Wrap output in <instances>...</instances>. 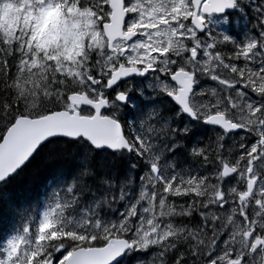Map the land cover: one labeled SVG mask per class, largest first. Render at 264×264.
<instances>
[{
	"label": "snow or ice",
	"instance_id": "6c2138e0",
	"mask_svg": "<svg viewBox=\"0 0 264 264\" xmlns=\"http://www.w3.org/2000/svg\"><path fill=\"white\" fill-rule=\"evenodd\" d=\"M0 264H264V0H0Z\"/></svg>",
	"mask_w": 264,
	"mask_h": 264
},
{
	"label": "trees",
	"instance_id": "16d2710c",
	"mask_svg": "<svg viewBox=\"0 0 264 264\" xmlns=\"http://www.w3.org/2000/svg\"><path fill=\"white\" fill-rule=\"evenodd\" d=\"M13 223H14V221H13Z\"/></svg>",
	"mask_w": 264,
	"mask_h": 264
}]
</instances>
